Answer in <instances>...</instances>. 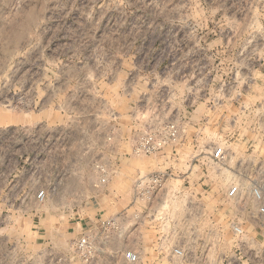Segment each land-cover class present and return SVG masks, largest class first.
<instances>
[{"label": "rangeland", "instance_id": "1", "mask_svg": "<svg viewBox=\"0 0 264 264\" xmlns=\"http://www.w3.org/2000/svg\"><path fill=\"white\" fill-rule=\"evenodd\" d=\"M166 124L189 153L155 198L132 199L148 173L127 155ZM55 177L73 182L38 204ZM254 183L264 188V0H0V264H80L84 236L92 264H124L125 250L183 264L174 247L217 264L247 235L228 217L245 199L226 193L251 199ZM123 208L125 235L109 215Z\"/></svg>", "mask_w": 264, "mask_h": 264}, {"label": "built area", "instance_id": "2", "mask_svg": "<svg viewBox=\"0 0 264 264\" xmlns=\"http://www.w3.org/2000/svg\"><path fill=\"white\" fill-rule=\"evenodd\" d=\"M177 132L173 130L171 125H161L153 128L144 136L139 138L133 145L131 152L128 157L133 158H143V157H153L160 155L161 152L172 145H175ZM211 160L215 164L224 165L226 161V153L222 148H215L210 155ZM95 169L100 174L99 182L105 184L108 178V171L103 165L96 164ZM67 179L62 177H55L50 179L47 186L39 189L35 194V200L38 204H44V202L63 190L66 187ZM165 183L164 174L153 173L143 176H138L135 181V197L140 199L151 200L155 198V194L158 189H160ZM241 196V190L239 185L232 186L228 189L226 197L230 200H237ZM254 203L257 205V212L264 220V188L258 184H253L249 188L248 195ZM102 226L114 225L112 219H107L102 221ZM232 231L236 236H241L243 231L240 227L233 225ZM75 252L79 255L80 264H92L94 256L93 253L95 248L90 242L88 236L82 237L74 245ZM173 256L179 258L183 261V264H188L186 254L182 248L174 247L172 250ZM121 257L124 264H141V259L138 253L125 250L121 253ZM64 259L58 258L53 263L58 264L63 262ZM52 264V263H51Z\"/></svg>", "mask_w": 264, "mask_h": 264}, {"label": "crops", "instance_id": "3", "mask_svg": "<svg viewBox=\"0 0 264 264\" xmlns=\"http://www.w3.org/2000/svg\"><path fill=\"white\" fill-rule=\"evenodd\" d=\"M253 146V145H252ZM184 153H189V150L186 146L181 145L178 146L172 145L167 148H165L160 155L153 156V157H143L139 158L141 159L140 162L145 165L144 172L148 174L154 173H161V174H171L173 175L176 173L175 167L173 168L174 165H179L180 162H178L182 157ZM192 157L190 155H186V161L184 162H190ZM128 161L126 162V168L130 164L128 163L131 159H127ZM188 163L186 165H188ZM125 170V169H124ZM163 171H167L163 173ZM187 172V170H186ZM143 173L140 172V170H137L136 175H139ZM147 175V174H146ZM189 179L187 176L185 179L182 181H186ZM129 181L131 179H128ZM67 184L73 182V180H67ZM116 195L115 189H109L104 193V198H108V200H112V197L114 198ZM135 195H132V199ZM128 200L130 197L127 198ZM245 199V205L248 206V209L236 212L233 216L232 214L229 215L228 217L232 218L231 221L235 223H240L242 224L243 227L246 228L247 235L244 236L243 239H240L239 241L236 242L235 250L232 251L234 252L233 256L230 257H223L219 259V262L217 264H264V220L261 218V216L257 212V205L254 203L252 199H246L245 197L238 198L237 200H232L234 204H242V202ZM128 206L127 204L124 205V207ZM67 212L64 215L69 216L70 214L74 213L75 207L73 209H70L67 207ZM70 209V210H69ZM122 213L121 211H115L114 214L110 213L109 215L111 216H118L116 220H121L123 222V230H124V235L127 226H125V214L126 211L125 208H123ZM55 215V214H54ZM107 215V216H109ZM97 216V215H96ZM103 218V217H102ZM99 221V220H98ZM82 225V224H81ZM51 227V228H50ZM84 228V225H82ZM88 225L86 226V228ZM47 230L49 232L46 233L47 238L49 239V243L53 244V238L51 236V232L54 231L52 230V226L47 227ZM50 228V230H49ZM83 228H81L83 230ZM139 231H143V228H140ZM144 231H148L147 229H144ZM127 232V231H126ZM125 239V236H124ZM125 242V240H123ZM125 245V244H124ZM210 260L209 258L205 257L203 260L200 262H197V264H209Z\"/></svg>", "mask_w": 264, "mask_h": 264}]
</instances>
